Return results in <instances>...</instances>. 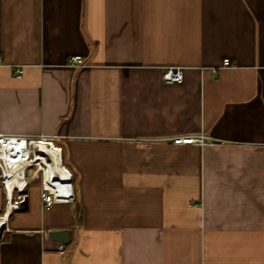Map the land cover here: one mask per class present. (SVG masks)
Instances as JSON below:
<instances>
[{
	"label": "crops",
	"instance_id": "0c3cea01",
	"mask_svg": "<svg viewBox=\"0 0 264 264\" xmlns=\"http://www.w3.org/2000/svg\"><path fill=\"white\" fill-rule=\"evenodd\" d=\"M0 133L59 136L75 193L23 186L0 264H264V0H0Z\"/></svg>",
	"mask_w": 264,
	"mask_h": 264
},
{
	"label": "built area",
	"instance_id": "2783aa9c",
	"mask_svg": "<svg viewBox=\"0 0 264 264\" xmlns=\"http://www.w3.org/2000/svg\"><path fill=\"white\" fill-rule=\"evenodd\" d=\"M224 65L230 64V59L225 58L224 59ZM69 63L71 65L80 66L84 64V58L81 54H75L72 55L69 58ZM17 75H21L22 69L16 70ZM163 78L167 82H180L183 80V68L181 66H170L168 67L164 73ZM8 136L14 137L15 139L24 140L26 145L31 149L39 150V143L40 142H51L56 147L61 148L59 145L56 144L57 140L60 139L59 136L55 135L52 137L40 135V136H22V135H4L0 133V138H7ZM173 142L178 144H197L200 146H205L206 144L215 143L216 140L212 139L210 136H208L205 133H198V134H185V135H177L173 137ZM32 154V153H31ZM30 154V156H31ZM36 163V162H35ZM35 167V165H32ZM64 169L66 171L65 176H56L55 172L53 171L50 179L52 180H65V182L69 183L71 186L72 195L66 194H56L48 185L46 182L44 170L42 171V175H39V173L36 175V177L27 178L26 176L22 177L23 174H21L18 178L15 179V189L14 193L9 195L8 194V188H7V174L5 172V168H7V165L4 163H0L1 168V185L3 186L5 196H6V204L5 209H8L10 212L19 209L22 206V202L27 196V193L22 190V187L25 185L30 184L32 181L37 180L38 178L41 179V199L44 206L49 207L52 204L56 203L57 201H65V200H71L74 199L75 193H74V184H73V174L72 172L65 166ZM11 181V180H10ZM16 194V195H14ZM6 211V210H5ZM9 212V213H10ZM4 212L3 214H5ZM1 214V215H3ZM0 215V216H1ZM8 217V216H7Z\"/></svg>",
	"mask_w": 264,
	"mask_h": 264
},
{
	"label": "bare ground",
	"instance_id": "6f19581e",
	"mask_svg": "<svg viewBox=\"0 0 264 264\" xmlns=\"http://www.w3.org/2000/svg\"><path fill=\"white\" fill-rule=\"evenodd\" d=\"M51 152L48 143L40 142L39 150L29 148L24 140L15 139L14 137L8 136L7 138H0V161L1 164L7 165L5 172L7 174V188L8 194L14 193L15 179L21 174L26 175L27 178L36 177L39 170H44L47 185L56 194H72L71 186L65 180H52L50 176L54 171L52 161L47 155V152ZM32 153V154H31ZM31 154V156H30ZM36 162V163H35ZM32 165H35L32 166ZM11 180V181H10ZM61 187H66L67 191H61ZM6 213L0 216V226L8 220L9 210L6 209Z\"/></svg>",
	"mask_w": 264,
	"mask_h": 264
},
{
	"label": "water",
	"instance_id": "95a60500",
	"mask_svg": "<svg viewBox=\"0 0 264 264\" xmlns=\"http://www.w3.org/2000/svg\"><path fill=\"white\" fill-rule=\"evenodd\" d=\"M48 143L49 148H51V152H47V155H49L53 167H54V172L56 176H65L66 171L64 169V162H63V150L62 148L56 147L53 143L51 142H45ZM28 199L27 196L23 200L22 204L24 206H27ZM69 234V231L66 229H61V230H52L49 232V237L57 239L59 237H67Z\"/></svg>",
	"mask_w": 264,
	"mask_h": 264
},
{
	"label": "rangeland",
	"instance_id": "374dc122",
	"mask_svg": "<svg viewBox=\"0 0 264 264\" xmlns=\"http://www.w3.org/2000/svg\"><path fill=\"white\" fill-rule=\"evenodd\" d=\"M0 163H1V161H0ZM0 175H1V168H0ZM27 175V174H26ZM26 175H22V177H24V176H26ZM39 175H42V171H40V173H39ZM25 178V177H24ZM38 181H37V184H39L40 183V181H41V179L40 178H38L37 179ZM36 183H34V185H35ZM0 186L3 188V186L1 185V176H0ZM4 190V189H3ZM14 195H16V194H14ZM5 198H6V196H5ZM1 232H2V230H1V228H0V237H1Z\"/></svg>",
	"mask_w": 264,
	"mask_h": 264
}]
</instances>
